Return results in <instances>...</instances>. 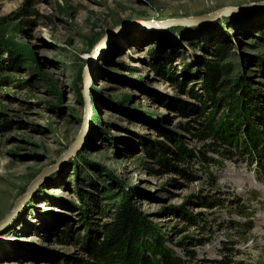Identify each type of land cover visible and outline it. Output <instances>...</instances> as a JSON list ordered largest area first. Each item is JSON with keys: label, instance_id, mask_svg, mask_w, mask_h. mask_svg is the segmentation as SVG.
Segmentation results:
<instances>
[{"label": "rangeland", "instance_id": "1", "mask_svg": "<svg viewBox=\"0 0 264 264\" xmlns=\"http://www.w3.org/2000/svg\"><path fill=\"white\" fill-rule=\"evenodd\" d=\"M247 88L264 101V0H0V264H91L119 209L189 264H264V154L246 125L199 135Z\"/></svg>", "mask_w": 264, "mask_h": 264}, {"label": "trees", "instance_id": "2", "mask_svg": "<svg viewBox=\"0 0 264 264\" xmlns=\"http://www.w3.org/2000/svg\"><path fill=\"white\" fill-rule=\"evenodd\" d=\"M224 51L218 53L220 58H226L227 54ZM229 65V62L221 64L219 60H209L206 63V69L201 76L202 87L211 98H214L223 85H226L227 80L224 75L229 70ZM247 89L246 92H240V95L233 91L228 96L230 98L229 107L233 111L235 120L225 127L209 115L204 121L199 135L204 139L214 133L236 139L240 128L246 125L248 128L244 130L249 133L250 148L252 145L256 146V153L250 151L251 157L258 160L257 155L260 152L264 154V133L261 135L255 127L249 125L251 124L249 121L250 115L259 118L262 112L260 114L257 112L260 111V108H264V101L263 99L259 100L255 96L256 93L250 88ZM190 92L199 96L203 95L202 92L195 89ZM219 98L223 99L224 97ZM225 120H228L227 116H225ZM153 231L151 225L138 212L119 209L115 220L106 225L103 234L89 242V250L94 259L91 264H189L184 256L165 247L161 241L156 240V243L151 244L146 238L153 235ZM146 249H149L150 252H147ZM151 253H154L155 256L159 254V258H152Z\"/></svg>", "mask_w": 264, "mask_h": 264}, {"label": "water", "instance_id": "3", "mask_svg": "<svg viewBox=\"0 0 264 264\" xmlns=\"http://www.w3.org/2000/svg\"><path fill=\"white\" fill-rule=\"evenodd\" d=\"M224 10H226V9L223 8L220 11H224ZM88 89H89V73H88V70H87L85 72V75H84V88H83V94L85 95V97H87ZM77 144L78 143H76L75 146H77Z\"/></svg>", "mask_w": 264, "mask_h": 264}, {"label": "bare ground", "instance_id": "4", "mask_svg": "<svg viewBox=\"0 0 264 264\" xmlns=\"http://www.w3.org/2000/svg\"><path fill=\"white\" fill-rule=\"evenodd\" d=\"M223 12H225V10L224 11H220L219 13H223ZM88 73H89V81H90V71H89V69H88ZM233 182V181H232ZM239 182V181H238ZM240 183V182H239ZM241 184L242 185H244L242 182H241ZM25 197H23V198H21L20 199V202L24 199ZM20 204V203H19Z\"/></svg>", "mask_w": 264, "mask_h": 264}]
</instances>
